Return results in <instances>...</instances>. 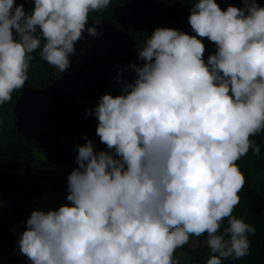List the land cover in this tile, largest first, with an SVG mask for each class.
<instances>
[{
	"label": "clouds",
	"instance_id": "obj_1",
	"mask_svg": "<svg viewBox=\"0 0 264 264\" xmlns=\"http://www.w3.org/2000/svg\"><path fill=\"white\" fill-rule=\"evenodd\" d=\"M26 2L0 0V106L25 87L36 50L67 72L85 31L102 34L90 14L112 0H32L30 14ZM242 3L196 0L195 35L162 27L147 37L142 63L127 65L135 79L121 72V95L88 112L106 150L83 136L69 203L27 219L17 243L30 264H179L193 236H206L205 264L249 254L256 229L233 212L246 183L238 161L260 155L252 138L264 133V7ZM201 38L216 45L207 60Z\"/></svg>",
	"mask_w": 264,
	"mask_h": 264
},
{
	"label": "trees",
	"instance_id": "obj_2",
	"mask_svg": "<svg viewBox=\"0 0 264 264\" xmlns=\"http://www.w3.org/2000/svg\"><path fill=\"white\" fill-rule=\"evenodd\" d=\"M24 0H17V6ZM196 0H112L107 10L92 13L89 25L99 21L102 34L84 38L75 45L71 67L61 73L41 59L36 50L23 89L0 106V264H30L19 254L18 239L34 210L55 209L66 203L67 177L76 168L77 145L87 135L96 149L106 150L96 135L98 121L89 110L98 106L105 94L121 95L117 76L123 72L131 82V63H142L138 49L157 28H171L195 35L189 24ZM226 10L231 4L243 8L242 0H217ZM264 7V0H257ZM26 13L34 8L24 3ZM39 35V31L37 33ZM205 60L215 54L216 45L201 38ZM43 44H41L42 48ZM261 148L259 156L250 151L238 161L246 177L239 193L240 204L233 215L243 218L256 232L249 237L250 252L240 260L224 264H264V133L252 138ZM228 226L227 220L222 231ZM206 236L191 237L178 249L179 264H205L210 256Z\"/></svg>",
	"mask_w": 264,
	"mask_h": 264
},
{
	"label": "rangeland",
	"instance_id": "obj_3",
	"mask_svg": "<svg viewBox=\"0 0 264 264\" xmlns=\"http://www.w3.org/2000/svg\"><path fill=\"white\" fill-rule=\"evenodd\" d=\"M3 208L0 206V213L2 212Z\"/></svg>",
	"mask_w": 264,
	"mask_h": 264
}]
</instances>
